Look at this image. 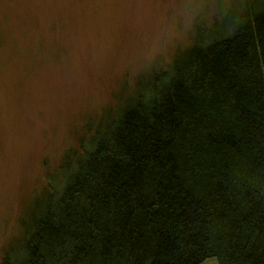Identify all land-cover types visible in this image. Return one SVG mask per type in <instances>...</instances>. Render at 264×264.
Instances as JSON below:
<instances>
[{"label": "trees", "instance_id": "trees-1", "mask_svg": "<svg viewBox=\"0 0 264 264\" xmlns=\"http://www.w3.org/2000/svg\"><path fill=\"white\" fill-rule=\"evenodd\" d=\"M229 6L86 122L0 264H264V0Z\"/></svg>", "mask_w": 264, "mask_h": 264}, {"label": "rangeland", "instance_id": "rangeland-1", "mask_svg": "<svg viewBox=\"0 0 264 264\" xmlns=\"http://www.w3.org/2000/svg\"><path fill=\"white\" fill-rule=\"evenodd\" d=\"M240 1L0 0V261L86 122Z\"/></svg>", "mask_w": 264, "mask_h": 264}]
</instances>
